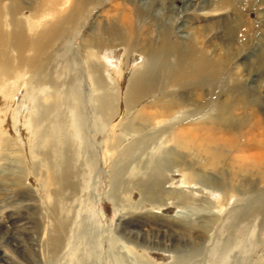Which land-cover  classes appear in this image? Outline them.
I'll use <instances>...</instances> for the list:
<instances>
[{"label":"rangeland","instance_id":"374dc122","mask_svg":"<svg viewBox=\"0 0 264 264\" xmlns=\"http://www.w3.org/2000/svg\"><path fill=\"white\" fill-rule=\"evenodd\" d=\"M13 1L0 0L6 35L11 31L7 10ZM51 1L55 0H16V17L27 38L32 35L30 22L39 21L40 31L53 23L54 13H72L74 0L63 5V0L54 5ZM203 1L86 0L81 13L78 8L73 11L77 16L72 32L55 47L52 41L48 53L37 57V72L24 62L4 85L0 81V108L7 103L0 119V264H74L72 248L78 244L70 234L63 236L60 246H52L54 202L58 217L69 224L82 221L92 230L91 264H177L186 258L190 259L185 264H264L263 215L244 221L243 228H225L231 211L254 204L260 196L264 199V0H224L231 4L228 9L223 4V10L214 0L203 8ZM137 10L147 13L135 24L131 51H125L122 39L98 34L104 47L97 51L118 68L120 77L109 78L102 71L104 87L91 86L81 39L94 37L96 25L108 19L127 15L135 20ZM182 21L198 39L206 37L195 47L202 57L208 56L212 70L200 74L196 86L187 78L182 89L164 96L160 80L153 97L128 110L125 82L146 64L147 49L158 45L157 35H169L173 41ZM150 35L148 48L142 49ZM9 56L15 57L12 52ZM195 92L200 98H192ZM104 96L112 97L114 107L109 111ZM201 106L206 107L199 114ZM162 107L169 109L164 112ZM143 108L159 117L138 121L136 114ZM72 111L81 127V145L72 136L54 140L56 126L70 130ZM126 123L131 125L129 131L124 130ZM188 130L191 138L183 139L192 144L217 138L231 144L214 150L210 146L206 154L194 147L178 148L172 142L175 133ZM244 153L263 160L241 174L233 161ZM158 155L172 159L163 168L162 182L141 185L150 160ZM67 164L69 179L63 178ZM120 171L121 187L116 181ZM54 172L60 187L52 180ZM173 176L187 184L173 188L168 184ZM231 185L238 191L222 198ZM157 258L165 262L156 263Z\"/></svg>","mask_w":264,"mask_h":264},{"label":"bare ground","instance_id":"6f19581e","mask_svg":"<svg viewBox=\"0 0 264 264\" xmlns=\"http://www.w3.org/2000/svg\"><path fill=\"white\" fill-rule=\"evenodd\" d=\"M67 1H69V0H63V2L61 1L60 4L63 5L65 3H67ZM85 1L86 0H74V2L72 4L73 11L75 8H78L79 13H81L83 6L86 3ZM13 2H12V4L14 6L12 7V5H11L10 7H8V10H7V14H8V22L7 23L9 25L10 30H11L8 35H6L3 31V25H2V20H1V10H0V81L3 82L2 85H4L6 80H9L10 74L12 72H15L16 70H18L24 62H25L24 66H26L27 69L35 70V72H37V64H38L37 63V61H38L37 57L39 55L41 57H43L48 53V51L50 50L49 48H51L50 44H52L51 43L52 41H54L53 43H54V47H55L58 42L62 41L66 35H68L69 33L72 32L73 24L75 23V19L77 16L76 15L77 13L74 14L73 11H72V13H68V14L58 11V12L54 13L53 23L46 24L42 28V30L40 29V31L38 30L39 21L30 22L28 30H29V32L32 33V35L30 36V38H27L25 36L24 24H22L19 21V19L16 17V15L18 14V11H19V9H18L19 7L17 6L18 1L16 2V0H15ZM59 2H60V0H55L54 2L51 1L50 3L54 5V3L58 4ZM207 2H209V0H207V1L204 0L202 2L203 8L208 6ZM78 3H79V5H78ZM214 3H216L221 10L225 9V7H223V4L226 3L224 0H214ZM226 4H227L226 9H228L231 2L228 1ZM263 4H264V2H263ZM163 5H164V3H163ZM189 7H193V4L189 5ZM142 11L141 10L136 11L137 14H136L135 20H132L129 16L125 15V16H121L120 20L113 18L114 20L108 19L104 25L103 24H100V25L97 24L96 25V35L94 37L92 35H89V36H85L83 38V40L81 39L80 44L82 45V49L86 50L84 61L88 65V68H89L88 81H91V86H94V87L103 86L104 87V81H105L104 75H103L104 71L107 72V76L110 75L111 77H115V78H117L118 76L120 77V75H118L119 74L118 68L115 65H113L109 60H107V58L105 56L100 54L99 51H97L98 49L104 47L103 43H101L100 40L97 39V38H99L98 34L102 33V34H105L106 36L111 37V38L113 37V38H116L119 40L122 39L121 44L124 45L125 49H126V50L125 49L124 50L125 51H127V50L131 51V47L134 49L133 43H134V37L136 36L135 24L143 21V16L145 13H147V11L145 13H143ZM209 11H207V12H209ZM50 13H53V11ZM147 17H148V20L153 19L152 24H154L157 27L159 26L158 22L155 21L156 19L152 15L148 14ZM135 21H136V23H135ZM163 29H164V27H163ZM164 30H167V29H164ZM190 30L191 29L189 26H187V23L182 21L180 23V25L176 28V33L174 35L173 41L169 42V35L162 36V37L160 36L161 33L157 35L158 45L156 44L151 49H150V47H149V49H147V53H146L147 62H146V64L139 71H137V69H136L137 72H134V74L131 73L133 75H131V77L128 79V81L125 82V83H127L126 89L124 92V99H123L125 102V108H127V109L131 108L130 111L131 110L133 111L134 110L133 107H136L140 102H143L145 99L150 98V96L153 97L155 94L156 88L159 85L160 80L163 81L160 93L162 94V96H164V95L170 94L172 92V89H174V88L182 89L183 88L182 85H184V84H181V82L186 81L185 79H187V78H191L193 80L192 83L196 86L198 84L197 82H199L200 74H203V73L207 74L210 72V70H212V64H211V61L207 58L208 56L205 57V55H204V57H202L199 54V52L196 50V47H195L197 42L201 41V43H203L202 39L205 40L206 37L203 36V38H201V36H200V38H201V40H200L194 35L195 33L190 32ZM123 34H126V35L124 36ZM150 37H151V35L148 36L145 46L143 48L141 47L142 49L148 48L149 43H150L149 41H151ZM164 38H166V39L163 41ZM29 39H31V40H30V44L28 46L27 42ZM160 40H161V43H160ZM201 43H200V45H201ZM138 46H140V45L138 44ZM211 49H214V48L212 47ZM205 51H206V49H205ZM11 52L14 53V56H15L14 58H12V60L10 59V56L8 57V54ZM206 52H207V54L211 53V50L206 51ZM27 53H30L31 55L29 58H27L25 60V55ZM212 56L213 55H211V57ZM64 60H65V58H64ZM14 63L16 65V67L13 66ZM103 68H104V70H103ZM102 71H103V73H102ZM122 71L125 72L124 70H122ZM128 71L129 70H127V72ZM110 76H109V78H110ZM191 95H192V93H191ZM14 97H15V95H14ZM10 98H11L10 100H12V97H10ZM192 98L197 99V98H200V96H198L197 93L195 92V93H193ZM201 100L202 99H200V101ZM112 101H113L112 97L111 98L105 97V96L103 97V103L105 102L106 106H108V108H109L108 111L110 110V108L114 107V105H112V103H111ZM6 105H7V103H5V105H3L0 108L1 109L0 110V119H1L2 114H3L2 117L4 119V116H5L4 114H6L5 109L7 108ZM205 107L206 106H203V107L201 106L200 108H197L198 109L197 111H199L198 113L200 114L205 109ZM98 108H99V110H102V109H100V107H98ZM166 108L169 109V107H166ZM166 108L162 107L161 110H163L165 112ZM73 111H75V110H73ZM73 111L71 114L72 115L71 116V118H72L71 123L68 121L70 123V125L68 124L70 130H68L66 128L62 129L59 126H56L54 128V140H57L58 136H65L69 139L72 136L71 139L74 142L79 141L78 140L79 139V129L81 127L79 126V123L75 117L76 114ZM130 111L128 113H130ZM104 113H106V112H104ZM128 113H126V114H128ZM29 117H30V115H29ZM136 117H138V121L139 120L142 121L143 119L155 120V118H158L159 116L157 113H147V112H145V110L143 108L137 112ZM69 118H68V120H69ZM25 124H26V122H25ZM130 124H131V122H130ZM130 124L126 123L124 130L129 131L131 129V125L133 123L131 125ZM139 125H140V127L142 126L141 124H139ZM189 131L190 130H188L187 132L180 131L178 133H175L174 140L172 139V142H174L178 148H183V149L186 148V149L190 150L194 147L196 152L200 153V154L201 153L206 154L208 152L206 150L210 146H212V148L214 147L213 148V150H214L217 145L222 146V145H230L231 144L230 140L228 141V140L219 139V138L215 139L216 141H214V139H209V140L206 139V141L202 145H199V144L196 145V143L192 144L191 143L192 141H190V139H189L190 142L185 140V137L183 139L184 135H188L187 137L191 138L189 136L191 132H189ZM68 132H70L71 135ZM192 133H193V131H192ZM0 135H1V132H0ZM50 138H52V137L50 136ZM192 138L194 139V136H192ZM80 141H82V140H80ZM80 141L78 143H76V145L77 144L79 145V143L81 145L82 143ZM185 141H187V142H185ZM84 144L82 145V150H83V146H85V145L87 146V143L85 145ZM84 149H86V148H84ZM153 149H155V148H153ZM244 149H245V147H244ZM82 150L79 149V152ZM158 154H159V152H158ZM244 154H246V153H244ZM160 157H161V155H158L157 158H152L150 160V169H146V172L143 173V178L141 179L142 182L140 183L141 185H143V186L146 185L148 187L149 186L154 187V186L159 185V183L162 182V178H163L162 176L165 175L164 173H162V172H165L163 170V168L169 166L170 160H172V159L169 158V161H168L166 159L167 158L166 156L162 155V157L161 158ZM214 157H216V155H214ZM214 157H213V159H214ZM45 158H46V155L44 156L43 159H44L45 164H47V160H46L47 158L46 159ZM215 160H216V158H215ZM262 160L263 159L258 154L247 153L246 155H242L238 159L237 158L234 159L233 162H236L238 169H240V170H237V172L240 171L241 174H244V173L246 174V172L249 169L248 166H250L253 169V168L259 166ZM66 162L67 161L64 160V163H66ZM210 163H211V165L210 164L209 165L211 167L212 162H210ZM263 163H264V161L262 162V164ZM49 167L52 168L50 165H49ZM64 168H66V170H65L66 172L64 173L63 178L65 177V179H69L68 164ZM231 168H232V166H231ZM54 170H55V167H54ZM174 173L175 172H173L171 175H174ZM53 175H54V177H53ZM53 175H52V177L54 179L52 178V180L54 181V184H56L60 187L61 184L59 183V180L56 177L57 173L54 172ZM119 175H121V171H120V174H119V172L117 173V177H118L116 179L117 183L120 182L122 179L121 178L119 180ZM175 176H173V181L171 180L172 182H169L168 184H172V186L173 185L178 186V184H180V185L187 184L185 181H181L178 178H174ZM62 182H63V179H62ZM122 183L123 182L121 181L120 187H121ZM175 186H173V188ZM167 188H170V186H167ZM164 190L167 191L166 187ZM173 191H171V192H173ZM235 191H238V189L236 190L235 187H233V185H231L228 189L223 190L222 198H224L226 196H228V198H230L231 195L233 194V192H235ZM150 192H147V193H150ZM167 193H165V194L167 195ZM168 194H171L173 196L177 195L174 193L172 194L170 192ZM151 195L152 194H150L149 196H151ZM181 196H183V195H181ZM178 198H180V197H178ZM263 207H264V199L261 198V196H260V199H258L257 202H254V204H250L246 208H243L239 211H236V210L231 211L229 213L227 219H226L228 222H227L225 228H227V230H232L235 227L243 228L244 227V224H243L244 221H247L251 217H254L257 215L258 216H261V215L264 216V210L261 211V209H263ZM51 211L52 212L54 211V213H52L53 215L52 214L50 215V219H51V222L53 225L52 232L55 235L54 239L52 240V246H56V247L60 246V244L62 243L61 240H62L63 236L66 233H68V234H70L69 237L71 238V241L73 240L76 242V244H78V246L72 248V254L76 256V258H75L76 260L74 261V264H91V260H90V254H91L90 237H91L92 230L89 227H87L85 224H83L82 221L79 223L73 222L72 224L70 223L71 224L70 225L69 222L65 218L58 217V214H57L58 213L57 212L58 211V202H54V204H52ZM249 234L251 235L252 232ZM68 243H69V241L67 242V244ZM91 244H92V242H91ZM260 249H262V248H260ZM220 253H222V252H220ZM259 253L260 252L258 251L257 254H259ZM257 254H256V256H257ZM259 256H262V255L259 254ZM157 259H155L156 263L165 262V260H162V259L157 260ZM187 259H190V258L181 259L178 261L177 264H185ZM263 261H264V258H263Z\"/></svg>","mask_w":264,"mask_h":264}]
</instances>
